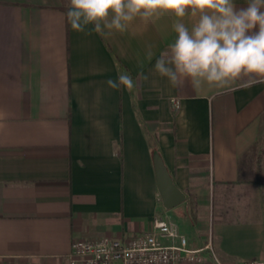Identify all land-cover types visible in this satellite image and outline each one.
<instances>
[{"label": "crops", "instance_id": "0c3cea01", "mask_svg": "<svg viewBox=\"0 0 264 264\" xmlns=\"http://www.w3.org/2000/svg\"><path fill=\"white\" fill-rule=\"evenodd\" d=\"M68 3L0 0V262L68 264L73 240L141 235L156 217L192 248L211 236L227 264L264 260V84L174 88L152 71L174 15L86 34L68 25ZM125 72L134 89L107 85ZM158 160L185 197L175 206Z\"/></svg>", "mask_w": 264, "mask_h": 264}, {"label": "clouds", "instance_id": "9594fccd", "mask_svg": "<svg viewBox=\"0 0 264 264\" xmlns=\"http://www.w3.org/2000/svg\"><path fill=\"white\" fill-rule=\"evenodd\" d=\"M166 13L177 18V35L152 71L172 87L187 81L193 90L207 85L223 95L264 84V0H247L246 7H238L236 0H69L65 15L72 30L86 32L91 26L86 34L104 35L105 29L125 31L137 17L147 21ZM185 17L193 18L191 27ZM148 47L151 61L154 46ZM137 79L147 82L149 75L140 71ZM106 83L112 89L137 86L127 72Z\"/></svg>", "mask_w": 264, "mask_h": 264}, {"label": "built area", "instance_id": "2783aa9c", "mask_svg": "<svg viewBox=\"0 0 264 264\" xmlns=\"http://www.w3.org/2000/svg\"><path fill=\"white\" fill-rule=\"evenodd\" d=\"M174 109L181 101L173 98ZM0 264H16L0 262ZM68 264H227L214 249L210 236L203 247L192 248L178 225L156 217L151 229L128 238L75 239L71 244ZM243 264H264L254 259Z\"/></svg>", "mask_w": 264, "mask_h": 264}, {"label": "water", "instance_id": "95a60500", "mask_svg": "<svg viewBox=\"0 0 264 264\" xmlns=\"http://www.w3.org/2000/svg\"><path fill=\"white\" fill-rule=\"evenodd\" d=\"M158 186L167 207L175 206L184 200V195L174 185L165 165L161 160L157 162Z\"/></svg>", "mask_w": 264, "mask_h": 264}, {"label": "trees", "instance_id": "16d2710c", "mask_svg": "<svg viewBox=\"0 0 264 264\" xmlns=\"http://www.w3.org/2000/svg\"><path fill=\"white\" fill-rule=\"evenodd\" d=\"M264 165L258 161L257 164H255V177L257 180H260V182L264 183V172H263Z\"/></svg>", "mask_w": 264, "mask_h": 264}]
</instances>
